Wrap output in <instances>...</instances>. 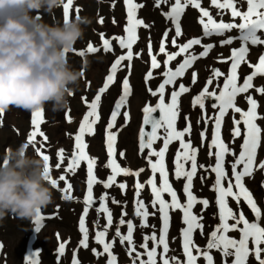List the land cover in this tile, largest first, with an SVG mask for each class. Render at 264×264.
Instances as JSON below:
<instances>
[{"label": "snow or ice", "instance_id": "snow-or-ice-1", "mask_svg": "<svg viewBox=\"0 0 264 264\" xmlns=\"http://www.w3.org/2000/svg\"><path fill=\"white\" fill-rule=\"evenodd\" d=\"M246 2V11H242L238 6ZM127 8V23L124 28L126 35L113 36L111 39L105 38L104 33H100L102 47L105 52L113 51V41L119 48L126 50L123 54L117 56L111 63L109 74L99 88L94 98L89 101L87 97H82L83 103L87 106V112L83 115L82 121L79 124L78 131L74 135V147L70 158L67 160L65 173H76L83 163H86V194L83 196V213L79 218V230L82 233V238L79 241V246L87 249L89 247V226L86 223L90 209L97 213V218L93 221L95 228V241L102 245V251H97L96 248L91 249L92 253L100 257L106 256V264H118V257L114 254V245L116 240L124 246L126 255L131 264H197L199 259H203L205 264H215L213 250H216L221 255L222 264H249L250 256L254 257L257 264H264V226H262V210L258 206L257 201L253 198L252 193L245 186V178L251 177L255 169L264 171V160L258 162V149L262 146V135L264 129L258 124V120L264 119V116L258 114L260 107L257 99L251 95V90L264 95V85L255 86L254 79L264 77V55L259 56L257 63H251L248 59L249 43L252 45H264V38L258 35V31L264 30V0H210V5L219 10L222 16L224 12H230L233 22H225L223 19L214 18L209 8L202 6V0H155V6L160 8L162 5H169V10L162 14L170 19L175 27V35L171 40V44L178 50L168 52L167 41L171 29H166L160 41L158 53L165 56L161 63L157 54H154L151 41L148 42L147 50L150 56V69L146 73V82L155 78L154 71L163 67L160 72L161 82L155 90L148 87V92L152 97H157L155 105L147 103L143 106L142 127L139 129V151L145 154V160L150 170V176L145 182H140L139 177L146 170L139 168L133 171L129 167H122L117 161L116 143L119 135L117 128V120L121 115L125 120L129 119V112L123 111L131 94V87L128 78L122 81V94L115 101L110 118L106 125V150L108 160L105 164L106 168L111 170V174L106 180H100L96 173L97 158L92 157L87 152L89 145L85 141L86 135H94L96 125L101 119L99 111L101 95L104 94L114 84L117 73L125 67L124 61L131 62L134 57V45L139 40L138 28H149L143 19L137 17V10L142 8V4L136 3V0H124ZM74 0H66L63 2V19L70 18V8H72ZM193 7L200 12L199 23L202 25L203 37H211L214 34L223 35L226 31L239 29L241 31L240 40L241 46L232 48L228 57L222 55L217 57L219 63H229L227 74L219 68L212 67L211 74L207 77L206 83L202 90L193 96L190 101L192 108H199L202 112L201 119L205 124V128L201 130V147L208 140L209 123L212 124L211 140L207 144L209 148V157H214V165H198L199 148L193 145L192 140L185 139L191 137L192 124L190 117L185 116V126L183 129L177 127L178 119L181 117L180 98L182 95L190 93V87L184 83H179L178 80L185 77L188 70L193 68L195 62L201 58H206L209 53L216 47L215 43H203L202 38H192L186 43L178 44L177 38L182 35L180 17L187 7ZM79 15V9H75ZM235 18H240L241 23H235ZM99 23H103V18H100ZM115 22V21H114ZM234 37L229 36L226 39L219 40L221 46L231 45ZM194 46H201L202 51L196 53ZM87 53H98L100 48L89 42L86 46ZM142 54L136 52L135 56L139 57ZM79 56L84 57L85 52L79 51ZM178 57L183 59L172 67L174 61ZM246 65L251 69L250 74H246L241 82L240 69ZM223 78L222 86L216 84L213 88L214 81ZM192 84L197 83V73L192 72ZM171 86L170 100L166 102V91ZM212 88V90H210ZM243 96L248 107L245 110L238 106V99ZM214 110V114H209L207 105ZM238 114L232 115V128L230 135L232 143L236 139L242 138L240 151L237 154L229 143H226L222 137V126L225 118L229 113ZM159 112L157 117L155 114ZM0 111V117L3 116ZM43 122V109L32 112L31 123L32 131L27 137V145L34 146L35 152L38 153L45 161V176L50 180L51 184L56 187L59 182H65V187L61 189L65 193L66 199H72L73 185L68 182V177L61 174L58 179L51 175V167L49 165L50 157L42 151L41 147H37L36 141L38 137L44 141L48 137L41 130ZM200 121H197L199 123ZM178 142V148L172 160V177L177 180H183L182 192L185 197L181 201L180 194L174 188L170 180V171L167 163V154L170 146ZM159 143V147L156 145ZM214 149V151H213ZM231 155L234 160L230 162L231 177L226 171V156ZM58 162L55 164L56 169H61L65 163V149L61 148L57 152ZM121 158L125 157L123 151L119 152ZM198 168L215 174V181L211 186L216 192V204L218 205V223L212 227L210 232H205L206 225L204 223V211L209 207V200L206 198H198L193 191L194 178L197 176ZM133 176L136 178L134 187V217L139 218V225H136L133 219H126L127 212L122 207L121 215L118 221L114 223L113 211L108 206L109 193L104 192L98 198L94 196V186L102 185L105 189L118 186L122 193L126 194L128 187L127 182L117 183L118 176ZM208 176H201L204 181ZM225 182L227 186H225ZM150 187L151 201L145 203L141 198V192L145 187ZM169 199H165V196ZM229 198L234 200L237 205L243 200L250 208L254 215V221L250 222L246 218L243 211L234 212L229 206ZM113 204L120 205L114 197L111 198ZM197 205H202L201 212L194 211ZM95 206V207H94ZM151 207L152 211H149ZM182 213L180 236L182 238V255L185 258L181 260L178 256L172 255L170 249L169 229L172 223V213L175 211ZM159 214L161 226L157 234L156 226L148 223L149 217H156ZM103 217L105 223L100 224V218ZM45 217L39 212L34 218L35 231L40 232L41 222ZM230 221H232L230 223ZM126 226V234L122 233L121 227ZM114 227L112 239L109 240V232ZM139 228H152L151 234H142V242L137 244L134 240V231ZM238 231L239 238H234L230 235L231 232ZM199 234L202 238H206V244L202 247L197 244L195 235ZM59 239V234H57ZM252 247L250 248L249 244ZM149 242L152 246L149 247ZM67 241H61L58 246V253L63 256L65 253ZM3 245L0 244V248ZM143 251H138L137 249ZM158 249L161 251L158 253ZM195 253V254H194ZM33 255H38V251ZM146 257V258H145ZM159 257V259H158ZM229 258L230 261H229ZM31 264H36L35 260ZM71 264H81L76 253H73Z\"/></svg>", "mask_w": 264, "mask_h": 264}, {"label": "rangeland", "instance_id": "rangeland-1", "mask_svg": "<svg viewBox=\"0 0 264 264\" xmlns=\"http://www.w3.org/2000/svg\"><path fill=\"white\" fill-rule=\"evenodd\" d=\"M66 2V0H64ZM174 2V0H171ZM136 3L142 4L143 7L137 10L138 18L143 19L146 24L150 25L149 28L140 27L138 30L139 40L136 45H134V57L131 62L124 61L125 67L118 71V77L116 78L114 84L110 85L111 88L107 90L101 97H103L100 101V114L101 119L97 123L96 129L98 130L97 133L94 135L90 141H88V149L87 152L90 156L97 158V165H96V175L100 180H106L107 176L111 174V170L105 167V164L108 160V156L106 153V141L104 139L106 123L110 118V114L112 110L111 105L115 103L118 96L122 94V81L124 78H128L130 87H131V94L128 98L127 106L122 109L123 111L129 112V119L125 120L124 117L121 115L118 117L117 120V128L119 129V135L117 137V161L120 163L122 167H129L133 171L138 170L139 168H145L146 170L141 174L139 177L140 182H145L150 176V170H148V165L145 160V154H141L139 151V129L142 126V118H143V106L147 103H151L154 105L157 102V97H152L148 92V87H151L153 90L157 88L159 83L161 82L160 72L164 69L161 67L154 71L153 79L146 82L145 76L146 73L150 69V56L148 54L147 45L148 42L151 41L153 45L154 54H157L158 60L163 63L165 56L158 53L160 41L162 39L163 33L166 29H171L168 41H167V50L168 52H175L178 49L171 44V40L175 35V27L172 21L166 18L162 13L169 10V5H162L160 8L155 6V0H136ZM145 4V5H144ZM202 4H206L207 7H212L210 5V0H202ZM239 7L246 6V2L239 4ZM79 9V15L88 16L91 18L92 23L85 28L84 36L81 40L77 42L75 45L74 50L68 54L70 64L76 68L77 70H84L85 75L81 78L79 85L75 88L73 95L69 98L70 105L62 111L53 112L51 104L46 105L43 108V122L44 125H41V130L45 133L48 137L47 142L37 138V144L35 146L41 147L42 151H47V153H53L55 151L56 142L63 140L65 141L64 147L69 148L74 143V135L75 130L79 128V124L82 121L83 115L87 112V106L83 103L82 97H87L89 101H91L94 96L97 94V91L100 87L103 86V83L106 79V76L109 74L111 63L114 61L112 59L115 54L119 55L123 54L124 51L119 48V46L114 47L111 52H105L102 49L98 53H87L86 46L89 42L95 43L97 45H101L100 33L105 34V38L111 39L113 37V31L117 32L120 29V26L123 25L125 20V14L123 11L124 8V0H74V4L72 8H70V17H74L77 15L75 9ZM190 11V12H189ZM211 11V10H210ZM245 11V10H244ZM189 12V13H188ZM212 12V11H211ZM199 13L196 9L188 7L187 12L182 20V35L177 38L178 44L186 43V40L192 39L193 36H198V38H202L203 43L205 41H210L213 36L211 37H203L202 35V28L201 24L197 23V17ZM43 20L49 24H55L57 22H63V4L53 9L51 13H42ZM103 18V23H99V19ZM181 19V17H180ZM239 23L242 22L240 18H237ZM115 21V22H114ZM115 25L116 28L112 25ZM111 31V34H110ZM241 32V31H240ZM231 34V33H230ZM237 35V36H236ZM227 36V35H226ZM234 37L233 43L231 45L221 46L219 44V40L226 39L225 36H216L215 43L216 47L209 53V56L206 58H201L197 62L194 63L193 68L188 70L185 77L180 78L177 83V87L179 83H184L186 86L190 87L193 93L200 92L203 86L206 83L207 77L211 74V68L216 67L223 71L225 74L228 70L229 63H219L217 62V57L222 55L223 57H228L230 55V51L232 48H237L235 44L240 41L239 34L234 33L230 35ZM264 38V35L261 36ZM98 47V46H96ZM83 50L85 52L84 57L79 56V51ZM86 50V51H85ZM142 50L141 56H135L136 52H140ZM196 53L202 51L201 46H194L193 49ZM117 51H119L117 53ZM93 54V55H91ZM118 55V56H119ZM264 55V45H259V47L252 48L251 52L248 54V59L251 63H257L259 56ZM183 57H178L176 61L173 62L172 67H175ZM130 71L131 75H130ZM242 74H250L251 69L246 65H243L240 69ZM192 72L197 73V83L194 85L192 84ZM223 82V78H220L218 81H214L213 88L216 84L221 85ZM255 86L264 85V77H257L254 79ZM76 89H79L78 91ZM212 90V88H210ZM171 86H169L168 90L166 91V102L170 97ZM119 94V95H118ZM251 95L256 99L260 100L261 95L254 90H251ZM185 94L184 104L182 102L181 108V117L178 119V126L179 129H183L185 126L184 117L188 116L191 120L192 111L190 110V96ZM187 97V98H186ZM119 98V97H118ZM241 101L244 102V105L247 106V103L243 96L239 98ZM73 107V112L76 113V110L80 111L77 114L72 115V120L66 119L68 118L69 109ZM25 114V115H24ZM214 114V111H213ZM232 115L234 113H229L227 116V122L224 126L225 128V141H229L231 145L234 147L235 152L238 154L240 151V145L242 142V138H238L232 143V137L230 135V129L232 128ZM32 116V114L30 115ZM198 114H194V126L192 125V134L191 137H185V139H191L193 145L199 148L197 160L198 165H214L215 159L214 157H209L208 152L209 148L207 146L210 141H206L204 145L201 147V138L200 132L204 129V125H202V119L198 118ZM264 116V114H262ZM5 119V127L0 128V158L5 153V150L11 146L13 149L17 148L21 144L20 137L16 136L14 133L21 129V133H26L27 129L30 128L32 131L33 125L31 123L28 126V111H24L23 109H19L16 107L10 108L7 112H5L2 116L3 121ZM238 118V115H237ZM66 119V120H64ZM45 120V122H44ZM0 120V127L3 123ZM197 121H200L197 123ZM260 122L264 128V119H260ZM69 123V124H68ZM67 124V125H66ZM192 124V123H191ZM68 127V134H65L66 130L64 128ZM21 127V128H20ZM212 128V124L210 123L208 128V133H210ZM49 130V133H46V130ZM87 136V135H86ZM85 136V137H86ZM89 135L87 136V138ZM25 143H27V137L23 138ZM63 141V142H64ZM46 142V143H45ZM159 147V143L156 145ZM74 147V146H73ZM178 148V142H174L170 146V150L168 153V167L170 171V180L173 183V186L178 188L181 201L183 202L185 197L182 192V186L184 184L183 180L177 181L175 180L172 175V160L173 156ZM123 151L125 153V157L121 158L119 156V152ZM214 151V149H213ZM106 153V154H105ZM28 155L29 156H40L38 153L35 152L34 146L29 145L28 148ZM258 156L259 160H264V135L262 139V146L258 149ZM234 160V157L229 155L228 159H226V164L229 170V177H231V168L230 162ZM52 165V162L49 164ZM53 166V165H52ZM79 171H76L74 178V183L71 182L73 185L72 196L79 197L80 201L72 205L68 201H65V195L61 193L59 190H56L53 187V201L49 204L46 208L42 209L41 214L45 217V219L41 222L42 229L39 233L36 234V239L34 241V250L33 253L38 251V255L27 256L26 255V244L30 241V238L35 234V223L34 218L30 219H20L16 217L13 218L14 215L8 214L3 219H0V244L3 245L0 248V264H31L32 260H35L36 264H71V260L73 257V253H76L77 258L80 260L81 264H85L84 260L81 258V255H89L90 250L96 248L99 251L98 245L95 242H91L89 238V247L84 249L79 246V241L82 238V234L80 233L76 235L77 229H79V218L83 213V196L86 194V163L82 162ZM201 176H208L210 177L208 184L204 180L200 179ZM215 174L210 172H205L198 168L197 176L194 178V193H197L201 197H208L210 199L209 207L206 211H204V223L206 225L205 232H210L212 227L215 226L218 221V210L212 204V199L214 198L215 192H213L211 186L214 183ZM136 178L133 176H118L117 183L119 182H127V189L128 192L126 196H123L125 201L132 203V213L134 214V183ZM227 185V183H226ZM62 186H65V182L62 183ZM246 186L256 194L255 196L258 197L259 201L264 206V171L255 169L254 173L251 177L246 179ZM95 197H98L104 192L109 193V206L113 205L111 198H115L116 200L119 199V195L121 193L119 191L118 186H113L110 189L103 188L102 185H95ZM210 188V190H209ZM114 189H116L114 191ZM98 191V195L97 192ZM150 187L146 185L145 189L141 192V198L145 201V203H149L151 201L150 197ZM123 194V195H126ZM55 197H62L64 204L61 208V212L56 214L54 210V205L57 203ZM198 197V196H197ZM199 198V197H198ZM165 199H169L167 195ZM72 203V202H71ZM236 204L234 200L229 198V206L232 207L234 212L239 213L241 210V205ZM202 205H198L194 211L197 213L201 212ZM149 211L151 212L152 209L149 207ZM264 212V208H263ZM55 218H59L61 216L62 219H55L52 222H49L51 215L55 216ZM181 216L182 213L180 211H175L172 213V227L169 233L170 244L172 245V252L176 253L172 255H176L179 252V243L182 240L180 236V229L183 227L181 223ZM93 218V219H90ZM97 218L96 211L90 209L89 216L87 217L86 223L90 227L91 230H94L93 221ZM149 220L154 222H149L150 225H161V221L159 219V214L156 217H150ZM250 222L254 221V218H249ZM232 221H230L231 223ZM262 226H264V216L262 217ZM152 229L150 228V231ZM59 234V239L57 237ZM234 238H239L238 231H235V234L232 236ZM181 238V240H180ZM195 240L197 244L200 246H204L206 244V238H202L199 234L195 235ZM61 241H67L65 253L63 256H60L58 253V246ZM97 243V242H96ZM152 244L149 242V247ZM250 248L252 247L251 240L249 244ZM32 253V254H33ZM212 254L214 256V260L216 259L217 264H222L221 255L218 251L213 250ZM231 258H229L230 261ZM201 264H205V261L201 258L199 259ZM55 261V262H54ZM124 256L120 258L118 264H123L125 262ZM88 262V261H87ZM249 264H257L254 257L250 256Z\"/></svg>", "mask_w": 264, "mask_h": 264}, {"label": "clouds", "instance_id": "clouds-1", "mask_svg": "<svg viewBox=\"0 0 264 264\" xmlns=\"http://www.w3.org/2000/svg\"><path fill=\"white\" fill-rule=\"evenodd\" d=\"M64 0H0V111L16 107L33 112L51 104L65 110L85 71L68 54L84 36L91 18L75 15L62 23L44 22ZM29 146H9L0 158V219L12 214L36 217L53 201V185L42 157Z\"/></svg>", "mask_w": 264, "mask_h": 264}, {"label": "water", "instance_id": "water-1", "mask_svg": "<svg viewBox=\"0 0 264 264\" xmlns=\"http://www.w3.org/2000/svg\"><path fill=\"white\" fill-rule=\"evenodd\" d=\"M155 115L158 117L159 116V112H157Z\"/></svg>", "mask_w": 264, "mask_h": 264}]
</instances>
